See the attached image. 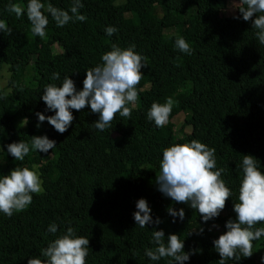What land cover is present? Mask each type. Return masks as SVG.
Here are the masks:
<instances>
[{
  "label": "trees",
  "instance_id": "1",
  "mask_svg": "<svg viewBox=\"0 0 264 264\" xmlns=\"http://www.w3.org/2000/svg\"><path fill=\"white\" fill-rule=\"evenodd\" d=\"M42 2L67 10L72 0ZM9 3L26 6L27 0H0V19L12 29L11 35L0 33V76L6 66L13 87L11 92L0 88V176L16 166L38 165L44 192L34 194L33 203L11 218L0 212V264H27L69 222L90 240L87 264H169L171 258L151 261L145 255L154 246L153 228L163 229L166 238L180 234L186 252L198 250L184 264H218L215 229H226L227 220L236 217L241 180L237 166L243 155L251 154L264 171V45L251 22L244 21L238 9L240 19L224 16L229 0H82L85 22L57 27L45 12L49 24L41 39L32 35L26 14L17 18L6 10ZM107 26L118 32L109 37ZM178 37L190 44L191 55L175 48ZM112 44H134L147 57L139 99L129 105L131 117L117 114L111 128L101 132L92 125L99 117L89 106L73 110L75 120L63 134L47 120L38 128L37 112L55 114L46 111L41 98L45 86L60 85L71 76L82 89L86 70L100 64ZM55 46L62 51L56 53ZM53 73L60 74L59 80L51 79ZM31 76L33 86L19 84ZM168 97L174 100L169 123L149 131L151 104ZM181 114L191 132L177 139L174 119ZM25 119L28 123L18 127ZM45 134L56 141L47 154L30 150L21 162L7 153L8 144L23 140L31 145L33 136ZM192 139L216 149L217 167L226 169L223 178L233 191L221 215L208 222L189 205L165 197L156 184L162 150ZM140 198L148 201L153 220L159 217L163 223L145 228L136 224L133 213ZM169 206L183 208L184 220L177 216L173 223ZM52 222L59 225L55 235L47 232ZM214 224L219 228H212ZM200 227L203 234H197ZM253 252L238 264H262L264 237L254 242Z\"/></svg>",
  "mask_w": 264,
  "mask_h": 264
},
{
  "label": "clouds",
  "instance_id": "2",
  "mask_svg": "<svg viewBox=\"0 0 264 264\" xmlns=\"http://www.w3.org/2000/svg\"><path fill=\"white\" fill-rule=\"evenodd\" d=\"M83 7L82 0H72L67 10L50 3L46 7L42 0H27L26 6L9 3L6 10L14 13L17 18L26 14L32 35L43 39L47 35L49 24L45 12L51 15L57 27H64L70 22L87 20V16L80 12ZM231 7L233 11L239 10L244 21L251 22L257 41L264 45V0H233ZM241 15H234L233 18L238 20ZM117 32L118 28L114 26L105 28L109 37ZM0 33L12 34V29L4 19H0ZM175 48L184 54L192 53L190 44L183 37L175 40ZM135 49L134 44L126 48L112 44L111 50L102 54L101 63L86 70L82 89L77 88L71 76H65L60 85L47 84L41 98L46 104V111L55 114L45 116L44 113L37 112V127L47 120L58 133L63 134L75 120L73 110L81 111L89 106L91 112L99 117L92 125L101 132L111 128L117 114L130 118L132 108L129 105L134 106L139 99L138 86L144 75L142 69L147 66V57ZM59 78V73L52 74V80ZM173 107L174 100L171 97L166 98L164 103L154 101L147 112V119L154 122L156 127L163 128L169 123ZM25 121L27 119L22 124ZM55 147L56 141L45 134L33 136L31 145L23 140L12 142L7 145V153L16 161L22 162L30 150L47 154ZM215 153V148L199 139L172 143L162 150L160 171L156 176L158 191L175 203L187 204L198 211L204 222L218 218L233 195L223 178L226 169L217 167ZM237 167L241 170V180L238 202H234L233 208L236 217L228 219L226 231L213 240L214 249L221 257L218 264H226L229 260L238 264L242 258H251L254 254V242L264 237V227H256L257 224H264V171L261 170L258 159L251 154L243 155L242 164ZM43 192L38 165L31 168L16 166L8 174L0 176V212L11 218L33 203L34 194ZM136 209L133 217L140 228L163 223L159 217L153 220L152 209L145 198L136 202ZM167 212L174 218L173 223L177 216L181 221L185 218L183 208L177 211L169 206ZM212 228H219V225L214 224ZM58 231L57 223L49 224L48 233L55 235ZM203 232V227H200L197 234ZM151 243L154 246L145 250V255L151 261L171 258L169 264H184L198 251L193 249L186 252L185 240H181L180 234H169L166 238L163 229L153 228ZM89 244L90 240L78 235L69 222L66 230L41 249L39 256L28 258L27 264H87ZM261 261L264 264V257H261Z\"/></svg>",
  "mask_w": 264,
  "mask_h": 264
},
{
  "label": "rangeland",
  "instance_id": "3",
  "mask_svg": "<svg viewBox=\"0 0 264 264\" xmlns=\"http://www.w3.org/2000/svg\"><path fill=\"white\" fill-rule=\"evenodd\" d=\"M232 2L233 0H229V3H228V10L225 12L224 16L226 17H229V16H234L237 12V10L233 11L232 10ZM123 1H119L118 4H122ZM172 34V33H171ZM54 51L56 53H60L62 50L60 47L58 46H55L54 47ZM31 75V72H26L25 76H30ZM11 76L12 74L8 71L7 67L5 66L3 68V71L1 73V76H0V88L5 90L6 92H11L13 87L10 85V82L12 81L11 79ZM33 77H24L21 82L19 83L20 85H23V86H33ZM15 85V81H14V84ZM186 119V116L181 114L179 116H177L175 119H174V123L176 125V138L177 139H181V138H184L187 134H189L191 132V128L190 127H185L184 126V120ZM24 120H20L18 123H17V126L18 127H23L25 126V122L24 124L23 123ZM147 129L149 131H154L156 129H158V127L155 126L154 122H150L146 125ZM226 231V229H222V230H218V229H215V232L218 234V235H221L222 233H224Z\"/></svg>",
  "mask_w": 264,
  "mask_h": 264
}]
</instances>
